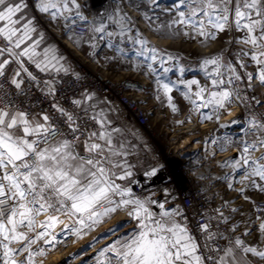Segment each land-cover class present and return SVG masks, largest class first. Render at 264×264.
I'll return each instance as SVG.
<instances>
[{
	"label": "snow or ice",
	"instance_id": "snow-or-ice-1",
	"mask_svg": "<svg viewBox=\"0 0 264 264\" xmlns=\"http://www.w3.org/2000/svg\"><path fill=\"white\" fill-rule=\"evenodd\" d=\"M134 6L139 8V5ZM25 7L24 0H0V22L8 25L0 27V38L6 41L5 46L0 47V264H36L38 257L48 249H55L70 234H85L102 219L106 222V218L125 208L129 218L135 219L139 227L133 229L131 235L124 232L116 236L127 223L117 221L82 251L101 239L115 236L98 250V256L106 257V264H240V255L264 261V248L261 247L264 240L246 242L235 235L241 225L231 223V216L225 215L227 201L214 210V215L205 214V223L196 225L204 239L200 244L190 234L187 218L179 209H165L156 218L146 206L147 200L134 198L131 189L115 182L131 175V165L127 161L131 146L120 141L121 129L112 126L93 93L81 91L78 97L69 101L70 108L58 102L57 79L63 74L75 83L80 79L79 74L67 61L62 63L60 57L47 55L49 49H45L43 66L36 63L33 56L39 41L21 49V44L29 39L30 22L25 24L20 35L11 25L17 23L14 17ZM38 7L53 20L67 19L72 13L87 24V18L79 13L77 0H40ZM161 15L168 19L162 21ZM144 16L149 22L160 21L156 28L158 32L167 28L189 39L202 38V42L216 40L219 33L233 30L241 33L238 38L228 41L242 46L234 54L235 63L232 59H225L223 53L202 61L204 66H212L211 83L217 89L210 92L207 100L203 97L205 88L194 93L204 100L198 105L193 101L197 109L212 107L211 112H200L202 121H218L220 110L226 105L245 102L246 97L241 95L240 88L245 80L249 87L256 80L264 86V0H173L172 5L164 7H161V0H146ZM107 20L121 25L118 34L108 31L103 19L94 20L91 31L99 34L101 41L107 36L109 42L106 46L120 55L126 53L110 42L111 37L118 35L125 40L131 39L137 46L133 55L141 58L136 70L143 67L145 74L155 77V82L165 93L170 92L172 88L163 82L162 77L175 70L168 65H175L176 58L140 35L134 33L135 38L127 36L126 33L132 31L133 21L120 5L114 6L112 13L107 14ZM71 39L73 43L80 42L75 35ZM87 39L91 42L97 36H88ZM96 46L92 44V47ZM28 61L35 63L41 72L49 73L42 86L29 70ZM250 62L255 65L253 72L246 71ZM178 70L181 74L185 71L183 68ZM28 82H34L35 87L51 98V113L33 114L14 104L11 96L23 94ZM181 83L189 89L198 85L196 80ZM6 85L10 91L5 90ZM256 103L260 104L259 101ZM169 104L175 112L177 109L170 97ZM90 123L96 130H89ZM238 123L237 118L217 126L229 128ZM242 127L240 137L235 141L228 140L239 148L238 155L221 166H231L237 173L231 182L225 178L227 187L253 205V217L259 221L252 229L245 227L242 236L248 237L252 231L264 236V206L247 194L251 190L264 195V153L256 159L251 158L257 149H264V117L250 119L247 126ZM206 143L215 144L217 141L212 139ZM147 175H156V169H151ZM236 184L241 187L236 188ZM151 203L164 209V204L158 201ZM229 211L235 213L239 210L231 208ZM42 213L48 214V220L37 230L35 217ZM61 215L75 216L76 221L56 233L51 228L60 222ZM249 222H253L251 217ZM221 225H230L228 235L219 231ZM38 243L39 246L34 247Z\"/></svg>",
	"mask_w": 264,
	"mask_h": 264
},
{
	"label": "built area",
	"instance_id": "built-area-1",
	"mask_svg": "<svg viewBox=\"0 0 264 264\" xmlns=\"http://www.w3.org/2000/svg\"><path fill=\"white\" fill-rule=\"evenodd\" d=\"M35 10L36 21L42 22L50 32L65 33L69 37L75 35L80 38V42L77 46L71 47L78 55L79 59L73 65L72 70L79 74V81L73 82V80L67 76L57 79L58 102L66 108H70L69 101L80 95L81 91L87 90L93 93L95 99L100 101L104 107L119 120L122 127L128 131H133L136 135H141L145 132L148 136H157L161 134L170 135L171 137H178L185 133L194 131L197 125H202L209 122L200 123V112H207V109H197L195 106L183 112L180 116L174 112L169 105V97L171 101L174 96L173 91L165 93L162 86L155 82V77L146 75V69L143 67L140 70H136V65L141 63V58L133 55V51L137 47L131 41V39H124L113 35L110 42L117 47L124 49L125 55L116 53L114 49L108 48L106 45L109 42V38L105 36L103 41L98 39L99 34L91 31L92 22L104 20L107 24V30L114 33H119L120 24L117 22H110L107 20V14L112 13L114 6L120 5L123 8V12L132 19V31L126 33L127 36L135 38L134 33H139L137 24L143 25L150 32L149 35L143 37L151 45H155L158 49L163 50L164 53L170 54L175 57V65L169 64V67H174V71L167 74L166 77H162L163 82L169 83V86L181 88V81L190 77L189 73L196 67L194 63L190 61H182L181 49L178 46L181 44V39L185 36L175 30L163 29L161 32L156 30L160 21L149 22L148 18L144 16L146 11V0H77L79 5L80 15L87 18V24L85 21L80 20L74 14L69 13L68 18L61 17L58 20H53L52 17L39 10L40 0H25ZM173 4V0H161V7L170 6ZM134 5H139V8ZM149 15H153L149 12ZM168 17L161 15V20H167ZM97 36V39L89 42L88 36ZM187 38V37H186ZM188 39V38H187ZM123 40L121 43L120 41ZM194 47L197 48L200 54L208 52L207 48L201 49L203 46L202 38L193 39ZM95 43L97 46L92 47ZM6 41L0 38V47H4ZM226 59H232L235 63L234 56L230 54L229 50L223 52ZM185 55V54H184ZM108 57L109 59H105ZM27 60V57H24ZM190 59V57L188 58ZM194 60H196L194 58ZM29 70L37 77L41 86L43 81L49 78L48 72H41L32 61H28ZM179 68L185 69L181 74ZM241 71L242 70H238ZM53 76L56 74L53 72ZM196 78V77H195ZM175 85V86H174ZM191 88H196L194 85ZM242 89L241 95L246 97L245 102L236 101L231 106L226 105L227 109L235 108L237 112H240L249 119H260L264 117V106H254L251 100L247 97L245 92V83L240 84ZM6 91H10L7 85ZM178 90V89H177ZM196 90V89H195ZM212 83L209 86V91H215ZM181 91V89H180ZM159 96V98H157ZM194 99H198L193 95ZM181 96H178V98ZM14 104L21 110L35 113L52 112L51 98L43 94L38 87L34 86V82H28L24 86V93L11 96ZM229 106V107H228ZM226 109V110H227ZM55 116L56 114L53 113ZM194 115V118H193ZM183 121V123H181ZM134 123V128L132 127ZM200 123V124H199ZM89 130H96L90 123ZM203 127V126H200ZM210 130L203 139L211 138L215 139L217 143L213 144L217 147L230 145L228 140L233 141L228 130L223 129H208ZM83 138H81L82 140ZM175 140V139H174ZM173 140V141H174ZM172 141V142H173ZM80 149H78L79 151ZM181 161V166L176 170L167 171L166 165L160 162V167L166 171L168 178H172V182L168 184L171 198L177 201L176 209H179L182 216L187 218V225L190 234L196 238L200 243H204L202 234L196 228V225L205 223V214H213L211 211L210 200L208 196L201 190L198 185V181L192 177L189 169V163H187V157H176ZM145 189L142 184H136L132 196L136 199H143ZM257 203L264 206V198L255 199ZM253 205H251L250 212L253 215ZM258 214V213H257ZM48 216L47 213H42L38 217ZM179 220L180 218L177 217ZM216 221H213L215 224ZM231 223H238L234 218H231ZM258 224L259 221H254ZM230 225H221L219 231L228 235V228ZM244 229L238 230L235 235L242 236ZM221 246L224 242L221 241Z\"/></svg>",
	"mask_w": 264,
	"mask_h": 264
},
{
	"label": "crops",
	"instance_id": "crops-1",
	"mask_svg": "<svg viewBox=\"0 0 264 264\" xmlns=\"http://www.w3.org/2000/svg\"><path fill=\"white\" fill-rule=\"evenodd\" d=\"M24 3L26 4V7L22 9L21 13L17 14V17H14V19L17 20V23L11 25L18 30L17 35H20L24 30L25 24H28L30 22L29 39H26L24 43L21 44V49L25 48L28 45H31L34 41H39V43L35 47V55L33 56V60L36 63H41V66H43V62L45 59V49H49L50 51L47 55H55L57 57H60L61 62L63 63L64 61H67V64L72 69L73 65L76 63L75 61L79 58V55L77 53V55H74L70 50L61 48L57 40H55L53 36H51L50 33L47 32V28L45 27V25L40 21H36V14L32 5L25 0ZM7 26V22H0V27ZM64 42L70 47L74 46L73 44L72 46L69 45L67 41ZM21 49H17V51H20ZM13 67H15V65H13ZM98 102L99 107L104 109L105 113L112 121V126L121 129V132L119 134L120 141L125 145L131 146L129 149L130 154L127 156L128 164L131 165L129 169L131 175L123 180L116 179L115 182L117 184H120L122 187L131 189V193L133 194L135 185L142 183L138 181V178L140 176H145L149 180H154L155 175L149 176L147 175V173L153 168H155L157 171V165L159 164V162L154 161V159L156 158L152 155L153 162L151 161L150 164L147 163L139 165L137 162L139 147L142 142H145L147 134L143 132L141 135H136L132 130L128 131L124 129L119 120L116 119L115 116H113L100 101ZM134 126V123H132L133 128ZM228 132H230L231 136L233 137V141H235L237 137H240L242 135L243 128L228 129ZM210 140H212L210 137L206 139H200V141L203 143L201 150H203L204 145L207 144L206 153H208L209 155L206 156L202 152H198L199 158H197V160H192V162L190 161V164H197V166H195V169L199 170V179H197L198 185L201 190L208 196L210 200L211 211L213 213L215 209L220 208L221 205L225 201H227L228 208L224 209L225 215H230L231 218L236 219L238 223H240L241 226L239 230H245V227L252 229L254 227L255 221L252 213L250 212L252 204L248 201H245L242 196H239L237 191L230 190L227 187V183L225 180V178L227 177L228 182H231L232 177L236 176L237 173L233 171L231 166H221L230 158L237 156L239 153V148L233 146L232 144L217 147L211 143H206ZM261 153H264V149H257V151L252 155L251 158L256 159L261 155ZM156 187L157 186L152 183V185L150 186L151 191H145L143 199L140 200H147L149 203L146 206L153 213L154 217L158 218L159 214L165 209H176L177 201L171 198V193L168 185L161 190H157ZM235 187L239 188L241 187V185L236 184ZM247 194L253 201L258 198H264V195L256 191L249 190ZM152 201H158L159 203L164 204V209H160L156 204L151 203ZM231 208H236L239 211L230 213L229 210ZM100 210L103 211V208H101ZM250 217L252 218L253 222H249ZM60 218L63 219V222L65 221L66 225L74 224L76 221L75 216L61 215L59 216V219ZM117 221H125L127 223L126 226L120 230V232L116 233V236H121L124 232H128L131 235L132 230L139 227L135 219L129 218L126 208L118 210L117 213L111 215V217L109 218H106V222H104V219H102L101 222L94 225L93 228L87 233L80 236H77L75 233L70 234L68 237H71V239H68L66 241L68 246L70 247V250L72 252H75L79 248L81 249V258L83 264L86 262H88L89 264H102V262L103 264H106V257L98 256V250L101 249L105 244H108L113 239H115V236L101 239L99 243H95L92 247H88L86 251H82V249H85L87 245L93 242L95 237L100 236L107 229L111 228ZM244 239L246 240V242H253L264 240V236H261L257 231H252V234L248 237H244ZM261 247L264 248V245H261ZM238 259L240 264H264V261H261L258 257L253 256L240 255L238 256ZM113 264H115V262H113Z\"/></svg>",
	"mask_w": 264,
	"mask_h": 264
},
{
	"label": "rangeland",
	"instance_id": "rangeland-1",
	"mask_svg": "<svg viewBox=\"0 0 264 264\" xmlns=\"http://www.w3.org/2000/svg\"><path fill=\"white\" fill-rule=\"evenodd\" d=\"M137 26L139 28V33L141 34V36L146 37L147 35L150 34L149 30L147 28H145L143 25L137 24ZM47 32L50 33V35L53 36V38L55 40H57V42L61 48H66V49L70 50L74 55H77L76 52L74 50H72V48L70 46L66 45V43L64 42V38H66L73 45L77 46V43H73V40L71 39V37H69L65 33H61V31L55 32V30H54V32H50L47 29ZM240 35H241V33L236 32L235 30H233L231 32L219 33L218 38L216 40H209V41L202 43L203 46H200V48L201 49H204V48L208 49V52H205V54H203V55L200 54L199 51L197 50V48L194 47L195 43L193 42V39H189V38L187 39L186 37L181 39V44L178 46V48L181 49V52H183V55H181V60L184 62L190 61L191 63H194V65L196 67L193 71H191L189 73L190 77H188L184 81L196 80V81H198V85H194L196 87L195 88L196 90L194 89V91H193L192 88H190V89L186 88L181 83V88L177 87V89H178V91H180V89H181V92L184 93V95L180 94L179 96H181V97H179V98H178V95L175 94V91L173 92L174 96L176 98H173L171 103L173 105H175V107L177 109L176 110L177 115L180 116L186 110L190 109L191 107H194L193 101H195V104L198 105V104L203 103L204 100H207L210 97L211 91H209V86L211 85V74L210 73H211L212 66L211 65L204 66L202 64V61L205 58L210 57L212 55L221 54L225 50H229L230 54L232 56H234V54L236 52H238L242 46L234 44V43L229 44L228 41L234 40L235 38H238ZM181 36H182V33H181ZM77 47H79V46H77ZM189 57H190V59H188ZM224 57H225V55H224ZM194 58L196 60H194ZM225 59H226V57H225ZM77 60L75 62H77ZM254 69H255V65L250 62L246 71L247 72H253ZM242 71H244V70H242ZM244 83H245V92L247 94V97L251 100L253 105L254 106L264 105V86H261V84L258 80L253 81L251 87L248 86V83L246 80L244 81ZM201 87L206 89L204 94H203L204 100H201L200 97H198V99H194L193 98L194 93L199 91V88H201ZM186 94H187V96H186ZM189 96H191V99H189ZM256 101H259L260 104H257ZM231 105H229V106H231ZM205 109H207V112L212 111L211 106L208 108H205ZM226 109H227V107L220 110L221 114L219 116L218 121H216L215 119L202 121L200 118V121H199L200 123L209 122V121L210 122L207 123V125H204L203 127H200L201 125H197V127L194 131L185 133V134L180 135L178 137H173V136L171 137L170 135H165V134H161V135H157V136H148L147 135V137L145 138V142H142L140 144L138 155H137V159H138L137 162L139 165L140 164H147V163L150 164V162L153 160V158H152V155H153V157L156 158V159H154V161L159 162V164L157 165L158 167H157L156 175L154 176V180H152V179L149 180L145 176H140L138 178V181L142 182L141 184L143 185L146 192L151 191L150 186L152 185V183H154L157 186L156 187L157 190L158 189L161 190L162 188L166 187L168 184H170L172 182V178H168L166 171H164L163 168L160 167V162L165 163L167 171H169L171 169L176 170L181 166L182 162L176 159L177 152H175L173 150V148L175 146H177L179 144L180 140L185 136H188L189 139H188L187 143H185L183 146L178 147L179 152H182V154L179 155V157L180 158L181 157H187L186 159L189 158L187 163H189V169L191 171V175L196 180L199 179V170L195 169V166H197V164L196 165L190 164V161L192 162V160H197V158H199L198 152H202L206 156L209 155L208 153H206L207 144L204 145L203 150H201L203 143L200 141V139H203V136L206 135V133H208L210 131V130H208V128L212 125V122H213V124H220L221 125V122L226 121L227 123H229L233 119L238 118L239 123L236 126L227 128V130H228V129L243 128L242 126H247V124L250 120L249 118L245 117L240 112H237L236 108L234 109L231 107L230 109H227V110ZM228 114H231V116L229 118L222 119L223 116L225 117ZM193 118H194V115H193ZM214 128L218 129V126L216 125ZM139 175H141V174H139ZM47 220H48V216H43V217L36 216L35 217V223L37 226V230H39L40 225L43 224ZM62 220L63 219L60 218L59 219L60 222L53 224L51 230L56 232V233H59L66 225L65 221L63 222ZM68 239H71V237L67 236L64 240H62L56 246L55 249L46 250V252L43 256L37 258L36 264H64L65 261H67V264H82L81 249L79 248L75 252H72L70 250V247L68 246V244L66 242ZM38 246H39V243L34 247H38ZM77 253H79V254L77 255ZM84 264H89V263L86 262ZM94 264H96V263H94Z\"/></svg>",
	"mask_w": 264,
	"mask_h": 264
},
{
	"label": "bare ground",
	"instance_id": "bare-ground-1",
	"mask_svg": "<svg viewBox=\"0 0 264 264\" xmlns=\"http://www.w3.org/2000/svg\"><path fill=\"white\" fill-rule=\"evenodd\" d=\"M64 41H67V43H68L69 45L72 46V43H71L68 39L64 38ZM170 87L172 88V91H173V92L175 91V94H177L178 96H179L180 94H183V95H184V93H182L181 91H178V90H177L176 88H174L173 86H170ZM186 96H187V94H186ZM235 108H236V107H235ZM235 108H234V109H235ZM230 116H231V114H228V115H226L225 117L223 116L222 119H227V118H229ZM224 124H227V122H226V121H225V122H221V125H224ZM204 125H205V124H202L201 126H204ZM216 125H217V124H213V122H212V125H211L208 129H213ZM218 129H220V127H218ZM221 129L226 130L227 128H221ZM188 139H189L188 136L183 137V138L180 140V142L178 141L179 144L173 148V150H174L175 152H177V156H176V157H178L179 155L182 154V152H179L178 147H181V146H183L185 143H187ZM176 159H177V158H176ZM217 160H218V159H217Z\"/></svg>",
	"mask_w": 264,
	"mask_h": 264
}]
</instances>
